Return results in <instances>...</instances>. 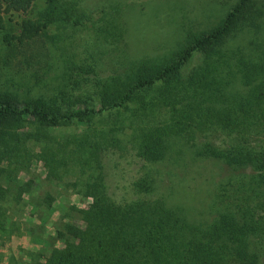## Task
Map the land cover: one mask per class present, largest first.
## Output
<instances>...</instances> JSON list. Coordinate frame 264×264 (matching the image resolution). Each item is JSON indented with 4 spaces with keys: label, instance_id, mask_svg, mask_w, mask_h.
I'll return each instance as SVG.
<instances>
[{
    "label": "trees",
    "instance_id": "1",
    "mask_svg": "<svg viewBox=\"0 0 264 264\" xmlns=\"http://www.w3.org/2000/svg\"><path fill=\"white\" fill-rule=\"evenodd\" d=\"M24 1L28 4L30 0H0V9L8 3L16 8ZM248 2L238 0L219 26L197 37L174 62L134 79L120 95L115 75L102 74L92 55L83 60L66 53L67 71L61 73L62 81L54 86L45 84L41 90L35 85L36 69L50 65L42 73L45 77L52 75L53 68L59 71L58 54L64 52L54 46L58 41L66 46L68 30L76 32L103 16L87 0H45L41 25L34 32L24 25V33L14 42L0 14V143L10 128L27 129L23 136H33L34 130L45 141L48 135L42 138L40 128L54 131L77 123L82 131L74 137L75 148L66 153L78 154L90 169L86 180L70 184L81 200L90 197V201L83 208L70 204L60 214L61 227L54 228L49 249L28 254L26 264H264V57L242 64L227 59L228 68L236 64V71L243 69L255 85L249 97L238 101L229 96L226 106L214 112L204 110L196 101L190 78H180L191 53L222 41ZM44 27L53 29L48 36L52 51L41 40ZM58 29L60 32H54ZM12 67L17 69H13L15 75L20 70L24 75L4 79L3 74L7 68L12 72ZM130 102L135 109L127 122L133 131L124 142L142 163L130 183L135 197L114 199L107 191L103 159L122 149L121 140L112 127L106 131L97 123ZM147 116L151 120L156 116L158 122L146 127ZM194 132L203 134L204 139L191 150V141L198 137L194 138L198 134ZM210 135L212 139H208ZM158 145L168 148L157 150ZM15 148L20 149L19 144ZM20 150L24 156L30 153L28 147ZM191 151L193 156L220 162L231 172L213 187L206 206L212 211L211 218L198 213L200 217L191 220L190 209L170 202L185 186L180 180L172 182L175 172L156 166L165 158L177 159L185 153L191 157ZM5 152L0 149V161L8 164L11 161L4 160ZM40 159L48 166L46 172L54 174L55 153ZM165 175L169 181H163ZM32 184L29 178L17 185H0V232L10 221L12 205L21 202L20 192L32 196ZM9 190L17 195L5 198ZM54 200L48 191L33 197L30 213L38 208L51 210Z\"/></svg>",
    "mask_w": 264,
    "mask_h": 264
},
{
    "label": "rangeland",
    "instance_id": "2",
    "mask_svg": "<svg viewBox=\"0 0 264 264\" xmlns=\"http://www.w3.org/2000/svg\"><path fill=\"white\" fill-rule=\"evenodd\" d=\"M237 1L87 0V4L101 10L100 14L103 16L76 32L68 30V34L64 36L66 46L59 41L54 46L62 48L64 52L58 54L59 71L53 68L52 75L45 77L42 73L50 65L36 69L35 85L40 86L41 90L45 84L54 86L62 81L61 73L67 66L66 53L73 54L74 59L83 60H89L92 55L102 74L115 75V89L120 95L134 79L147 77L158 68L174 62L197 37L219 26ZM44 6L45 0H30L28 4L24 1L16 8L9 3L2 6L0 14L4 18L10 41L14 42L18 35L24 33V25L30 32L41 25ZM50 32L53 29H40L41 40L52 51V41L48 38ZM54 32L58 33L60 29ZM253 57H264V0H249L222 41L194 50L182 66L180 78H190L191 93L196 95V101L204 110L214 112L226 106L229 96L239 101L251 95L255 80L243 74V69L239 68L237 72L236 64L228 68L226 61L234 59L235 63L242 64ZM12 60L15 62L16 58ZM13 69L17 70L12 67L11 72L7 68L3 78L7 75H24V70L15 75ZM17 79L19 78L16 77ZM134 109L135 104L130 102L125 108L106 115L97 123V127L106 131L112 127L121 140L122 149L110 152L103 159L107 191L114 199L135 197L130 183L142 161L133 155V150L124 142L129 140L130 132L133 131L127 118ZM145 119L148 121L146 127L158 122L156 116L152 120L151 116ZM82 128L77 123L63 125L54 131L40 128V133L44 132L42 138H47L48 135L45 141L37 137L34 130L33 136L22 135V131L27 129L5 130L0 149L6 150L4 160L11 162L7 164L0 161V185L7 187L8 182L17 185L29 178L33 180V184L31 197L20 192L21 202L12 205L10 221L7 222L5 231L0 232V264H26L29 262L28 254L37 250L45 253L51 245L54 228L61 227L58 223L60 214L70 204L83 208L90 201V197L81 200L74 193L76 189L70 185L74 180H86L90 169L83 159L77 157L78 154L73 156L66 153L75 148L74 137L80 135ZM211 136L208 139H212ZM194 138L196 141H191V150L199 147L198 142L204 139V135L198 133ZM18 144L20 149L28 147L29 155L24 156L23 150L15 148ZM166 148L157 146V150ZM51 152L55 153L56 158L54 174L46 172L48 166L44 167L40 159L48 157ZM156 166L163 171L175 172L172 182L180 180L185 186L183 192L174 193L170 202L184 204L190 209L191 220L206 215L208 218L212 217V211L208 212L206 206L211 200L214 185L231 175L227 167L208 158L193 156L192 151L191 157L185 153L177 159L165 158L157 162ZM163 181H169V177L165 175ZM45 191L55 198L51 210L38 208L36 213L31 214L32 198L42 196ZM16 195L17 191L9 190L5 193V198H14ZM40 217L42 219H38ZM56 245H60V242H56Z\"/></svg>",
    "mask_w": 264,
    "mask_h": 264
}]
</instances>
